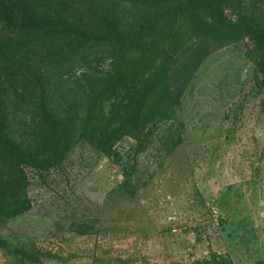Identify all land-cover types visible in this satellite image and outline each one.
<instances>
[{"label": "rangeland", "instance_id": "rangeland-1", "mask_svg": "<svg viewBox=\"0 0 264 264\" xmlns=\"http://www.w3.org/2000/svg\"><path fill=\"white\" fill-rule=\"evenodd\" d=\"M95 5L79 9L88 38L79 48L32 32L12 55L11 38L22 35L0 27V69L17 66L25 82L0 85L16 103L12 137L32 146L36 116L22 101L46 102L75 129L59 161L23 165L24 208L0 216V264H197L211 255L264 264V84L254 45L240 33L188 37L178 20L150 39L142 35L151 25L129 12L96 22ZM238 5L228 18L239 9L251 17L264 0ZM114 60L139 78L163 68L131 127L118 122L124 92L89 113L78 83Z\"/></svg>", "mask_w": 264, "mask_h": 264}, {"label": "trees", "instance_id": "trees-1", "mask_svg": "<svg viewBox=\"0 0 264 264\" xmlns=\"http://www.w3.org/2000/svg\"><path fill=\"white\" fill-rule=\"evenodd\" d=\"M240 2L241 0H0V27L13 35H22L11 38L9 49L13 51L12 55H16L15 52L20 50V46L26 47L34 41L35 38L24 40L27 38L24 34L32 32L37 38L41 35L43 43L69 38V42L79 48L85 42L80 37L88 39L83 29H80V25H84V14L79 9L89 3L96 4L91 13L100 17L96 22L105 23L109 16L115 23L118 19L115 13L118 10L129 12L131 21L151 25L143 32L145 35H142H150V39L152 34H160L163 25L172 26L171 23L176 20L180 21L183 32L188 37L229 40L240 33L247 36L254 45L257 52L255 65L261 76L259 83L264 84V9L257 11L253 8L250 10L251 17L246 10L242 12L239 9L234 20L228 18L224 11L235 10L234 4L240 5ZM85 11L88 13L87 9ZM111 36L119 40L121 32L116 31ZM103 37L105 38V34ZM13 43L16 44L15 49L11 47ZM116 62L117 60H114L111 63L109 70L83 75L78 83L86 85V98L90 100L86 103L89 113L97 109L96 114H99L102 100L116 98L120 91L124 92L125 99L118 122L120 125L131 127L136 123L142 104L153 84L159 81L157 78L162 74L163 68L157 67L145 78H139L140 75L135 76L126 62L123 63L126 68L118 71L117 67H113ZM5 63L6 60L3 63L0 61V65ZM2 71H5L7 77ZM18 74L17 66L15 69L8 66L0 69V85L12 79L22 86L25 82L19 79L22 76ZM29 79L35 81L36 77L31 76ZM119 82H122L121 87ZM0 96V216L9 217L24 208L21 204L23 201L19 200L24 183L23 165L37 166L46 163L44 157L50 158L49 162L59 161L73 143L75 129L70 128V118L66 114L58 116L46 102L22 101L23 108L36 116L33 143L28 146L25 142L14 139L9 129L8 108L14 104L16 106V103L6 101L3 92ZM22 254L29 257L25 253ZM197 264L229 263L211 255Z\"/></svg>", "mask_w": 264, "mask_h": 264}, {"label": "built area", "instance_id": "built-area-1", "mask_svg": "<svg viewBox=\"0 0 264 264\" xmlns=\"http://www.w3.org/2000/svg\"><path fill=\"white\" fill-rule=\"evenodd\" d=\"M212 222H213V226H216L218 224V220H217V215L216 214H213L212 215Z\"/></svg>", "mask_w": 264, "mask_h": 264}]
</instances>
